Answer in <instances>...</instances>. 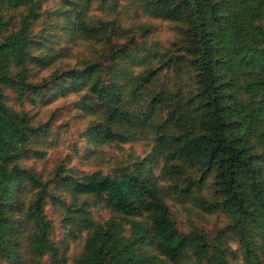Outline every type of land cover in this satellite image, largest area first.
<instances>
[{"label": "trees", "instance_id": "1", "mask_svg": "<svg viewBox=\"0 0 264 264\" xmlns=\"http://www.w3.org/2000/svg\"><path fill=\"white\" fill-rule=\"evenodd\" d=\"M95 2L115 12V0ZM134 4L140 14L170 25L173 36L163 50L143 41L148 25L123 29L116 18L92 20L86 12L91 0H53L52 9L39 0H0V264H61L47 203L69 236L84 232L74 264H231V249L223 246L229 237L244 264H264V0ZM78 41L86 54L76 66L38 77ZM135 43L156 64L133 80L122 61L125 47ZM160 76L170 87L159 86L142 107L151 112L165 104L157 140L167 157L211 175L209 208L227 217L213 243L201 234H178L156 186L136 172L77 175L60 163L43 180L29 163L41 156L36 142L42 133L27 109L49 92L81 89V102L88 96L101 103L87 131L102 142L118 134L120 123L134 124L120 96L125 82L131 83L127 94H134ZM89 107L98 105L83 102L81 108ZM169 169L183 173L174 163ZM98 204L111 212L101 223L92 217Z\"/></svg>", "mask_w": 264, "mask_h": 264}, {"label": "rangeland", "instance_id": "2", "mask_svg": "<svg viewBox=\"0 0 264 264\" xmlns=\"http://www.w3.org/2000/svg\"><path fill=\"white\" fill-rule=\"evenodd\" d=\"M39 1H42L45 9H52L53 0ZM115 1L114 13L108 12L106 8L103 10L98 8L95 0H91V6L86 12L92 20L116 18L118 25L123 29L138 24L148 25L150 32L145 38L143 37V41L152 49L163 50L165 48L166 43L173 36L169 24L140 14L139 10L134 7L135 0ZM126 38L125 35L117 38L116 47L122 45ZM134 41L139 40L136 38ZM84 46L86 47L83 41H78V45L73 46L65 56L58 58L48 68L40 70L38 77L48 75L54 68L66 69L76 66L79 58L86 54ZM124 51L128 58L122 61V66L129 70L127 73L129 79L134 80L137 74L147 66L156 64L155 61L145 56L147 54L145 48H139L137 43L132 47L128 45ZM165 76L170 78L172 73H166ZM165 76L156 77L149 85L138 89L134 94H127L131 83L125 82L128 86L122 88L120 96L134 124L128 127L129 120L120 123L114 129V132L118 134L102 142L97 139L92 140L87 131L101 112L103 108L101 103L96 104L95 100L88 96L81 102V95L84 94V90L81 91V89L76 92L62 93L58 91L59 89L49 92L48 98L41 104L29 106L27 109L31 125L38 127V135L42 133L36 142L41 156L31 158L29 163L31 165L34 163L36 173L43 180L51 177L54 168L60 163L77 175L97 173L119 176L123 173L136 172L148 178L156 186L178 234L184 236L201 234L213 243L218 231L225 228L227 217L221 210L209 208L212 198L211 175L201 174L197 168L167 157L164 146L157 140L158 126H163L165 104L154 106L151 112L146 107H142L147 97L159 86L164 84L170 87ZM83 102L88 106L94 103L98 107L83 110L81 108ZM10 103L16 105L13 95H11ZM171 163L177 164L183 173L177 174L170 171ZM30 164L26 165L30 166ZM185 186H187V191L183 193L181 189ZM45 216L50 222L52 242L61 244L62 252L59 255L61 264H74L83 251L84 232H75L69 236L67 230L60 225L56 209L48 203L45 206ZM110 216L111 212L102 204L96 205L92 210L95 223H101ZM139 220L142 226L148 228L146 216L141 215ZM223 246L231 249V264H244L239 247L232 237L226 239Z\"/></svg>", "mask_w": 264, "mask_h": 264}]
</instances>
